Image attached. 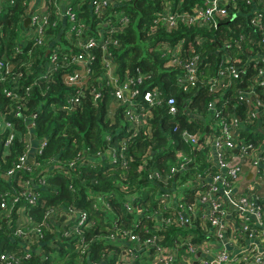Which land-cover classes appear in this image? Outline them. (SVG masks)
I'll use <instances>...</instances> for the list:
<instances>
[{
    "label": "built area",
    "instance_id": "2783aa9c",
    "mask_svg": "<svg viewBox=\"0 0 264 264\" xmlns=\"http://www.w3.org/2000/svg\"><path fill=\"white\" fill-rule=\"evenodd\" d=\"M152 2L156 9L144 29L149 40L181 25L210 32L245 16L229 27L231 35L215 49L213 63L205 61L204 34L189 42L183 37L173 43L166 36L155 42L151 51L162 61L151 57L147 62L175 72V84L188 93L184 111L156 82L152 68L121 69L117 55L128 45L120 36L134 23L125 7L134 0L23 1L30 22L16 48L24 55L21 67L0 55L2 94L9 99L0 102L3 155L22 125L26 137L24 150L3 174L11 186L0 192V232L5 223L18 247L0 250V264H23L35 253L44 257L43 246L56 247L57 241L75 251L76 262L70 264H264V0ZM84 3L89 16L79 15ZM56 28L58 34L52 32ZM4 36L0 29V48ZM60 76L71 91L49 109L70 114L89 97L96 105L109 102L111 119L122 109L125 137L117 148L94 153L85 147L68 160L40 159L49 138L37 136L38 111L30 102L38 88L47 103L45 96ZM204 87L212 96L206 112L190 105ZM160 107L177 124L175 118L184 114L186 121H203L204 127L177 130V125L183 145L165 134L167 144L158 149L163 156L156 159L155 152L150 157L146 151L143 159L149 156V161L134 169L127 142L154 139L152 120ZM3 155L0 170L7 162ZM45 168L61 170L70 194L50 203L41 196L40 189L49 184ZM93 169L120 176L113 181L115 188L95 192L92 183L102 179L92 177ZM58 195L63 196L58 191L52 196ZM83 197L89 208L77 205ZM36 207L41 208L38 217L32 211ZM118 209L131 217L123 220ZM92 230L100 233L90 235ZM96 240L113 246L103 247L99 259L92 258Z\"/></svg>",
    "mask_w": 264,
    "mask_h": 264
},
{
    "label": "trees",
    "instance_id": "16d2710c",
    "mask_svg": "<svg viewBox=\"0 0 264 264\" xmlns=\"http://www.w3.org/2000/svg\"><path fill=\"white\" fill-rule=\"evenodd\" d=\"M23 1L24 0H19L11 4L9 0L0 2V29L5 35L1 38L0 55L13 62L16 68L21 67L20 62L24 57V55L21 53L16 52V48L20 44L19 42L21 39V34L25 28V19L28 17L26 10L27 7L23 4ZM188 2L192 4L193 2H197V0H188ZM125 8L130 12L134 23L131 25V28H129L128 31L120 36L123 45H128L117 55L121 69H124L127 66H131L134 69L137 66H141L142 68H145V70L152 68V70L156 72V82H160L166 94L174 95L177 98L181 111H184V97H187L188 93L179 89V87L175 84V72L170 74L166 71H160L162 68L160 65L158 66L157 63H155V65L152 67L148 64L147 61L151 57H155L157 61L159 59V55L156 52L151 51L152 48H150L148 51V57H144L139 52H137L133 59H128L130 52H136L137 48L133 44L138 40V38H147L144 29L146 26L148 27L150 25L152 14L156 9V6L152 0H134L133 5ZM78 12L80 16H89L90 7L88 6V3H84L83 6H79ZM244 17L245 16L243 14H239L237 19L234 21L231 20L229 23H223L219 28H213V30L210 32L198 26L187 27L185 25H181L179 28L173 29L169 32L162 30L159 36H157V39H152V44L155 45V42L164 36L169 38L174 43L183 37H186L187 42H189L195 34H204L207 39L204 49L208 53L205 61L213 63L218 59V56L216 55L217 51L215 52V49L218 48L223 38L231 35L229 27L234 26V23L236 22H244ZM59 28L52 30V32L58 34ZM235 28L237 31L242 30L236 26ZM245 31L249 32L250 29L248 30L247 28ZM188 45H190V43H188ZM161 61L162 60H159L158 64ZM62 81L63 78L61 76L60 79L57 77L56 82L53 81L51 85L53 89L49 90L45 96L48 99L47 103L43 102L44 96L42 91H40L38 88H36L33 95L34 97L30 102V108L32 109L33 107L34 111H38L37 136H48L49 138V146L43 156H40V159L44 162L45 158H59L62 160H68L72 158L79 149L85 147H90L94 153L99 151L104 152L109 148H117L120 145V140L125 137V132L123 131L124 125L121 124V120L123 119L122 109L117 111L116 117L114 119L112 118V120L109 117L108 112L109 102L102 101L96 105L93 99L89 97L83 101L79 109L70 114L64 113L63 111L55 113L49 109L51 102L54 100L64 102V93L71 91V89L67 88V85L63 84ZM3 87L4 85L0 84V102L4 105L9 103V99L2 94ZM58 92L59 97L55 96L58 94ZM211 98V94L204 87L196 93L193 102L190 105L192 108H199L206 112V108L209 105ZM40 106L42 108L41 111L38 110V107ZM11 119L21 122L20 119L16 120L14 117H11ZM175 119L179 120L180 123L177 124L178 122L168 116L166 110L160 107L156 109L155 118L152 120V123L155 124L154 126L156 128L154 132V139L149 141L148 139L140 137L127 142L126 152L134 169H137L144 160L149 161V156L143 159L146 151L149 152L150 157H152L151 154L155 152L153 157L156 159H160L163 156L164 152L158 151V149L167 144V136L165 134L175 137L178 141L177 146L181 147L183 143L181 142L179 132H176L177 130H181L186 127L189 129L204 127L203 121H186V116L184 114ZM177 125H179V127L177 130H175ZM20 127L23 131L22 133L20 131L13 146H11L4 155L2 153V149H0V155H3L2 159H7V162L0 170V192L11 186V183L6 180L3 174L8 172V170L11 168V165L13 164V160L24 150L23 138H26L24 136L25 126L23 127L22 125ZM108 136L110 139L107 138ZM160 167L163 168V166ZM102 170L103 169H93L91 172L93 178H98L99 181L102 179L101 183L99 184L92 183V189L95 192H107L114 189L115 187L113 185V181L115 178L120 177L117 175L103 176V174L100 173ZM44 172H46L48 175L49 184L48 186L40 189V192L43 198L49 200H47L48 203L53 202L56 198L66 197L65 194H70L68 189L69 179L61 172V170H47V168H45ZM142 175L145 177V173ZM141 181L143 183L144 178H142ZM76 185L78 186L79 183L76 182ZM56 191H58L60 194H63V196L58 195V197H53L52 195ZM85 192L86 190L84 189L83 196ZM77 205L84 206L86 208H89L90 206L89 202H85L84 197L77 203ZM32 211L34 213L37 212L38 214L41 211V208L36 207ZM118 213L125 221L131 217L126 209H118ZM39 215L40 213L36 215V217ZM9 231L10 230L8 229L7 225L3 223V230L0 232V250H13L18 247V241H12L10 239L8 235ZM99 233V230H92L89 232L90 235ZM91 246L93 251L92 258L99 259L101 256V250L104 247L103 242L96 240L91 244ZM105 247H108V249L113 248L112 245H105ZM43 248L46 256L43 257V255L35 253V255L30 260L25 261L23 264H70L76 262L75 251H71L72 248L68 247V244L64 241H57L56 247H51L49 246V243H46Z\"/></svg>",
    "mask_w": 264,
    "mask_h": 264
},
{
    "label": "rangeland",
    "instance_id": "374dc122",
    "mask_svg": "<svg viewBox=\"0 0 264 264\" xmlns=\"http://www.w3.org/2000/svg\"><path fill=\"white\" fill-rule=\"evenodd\" d=\"M137 49L136 52H130L129 53V57L128 59H133V57L135 56V54L137 52H139L142 56H149V49L152 48L154 45L152 44V40L149 39H141L138 38V40L133 44ZM113 120V119H112ZM125 119L121 120V124L124 125L125 124Z\"/></svg>",
    "mask_w": 264,
    "mask_h": 264
},
{
    "label": "water",
    "instance_id": "95a60500",
    "mask_svg": "<svg viewBox=\"0 0 264 264\" xmlns=\"http://www.w3.org/2000/svg\"><path fill=\"white\" fill-rule=\"evenodd\" d=\"M29 22H30V17H27V19L25 20V25L27 26L29 24Z\"/></svg>",
    "mask_w": 264,
    "mask_h": 264
}]
</instances>
